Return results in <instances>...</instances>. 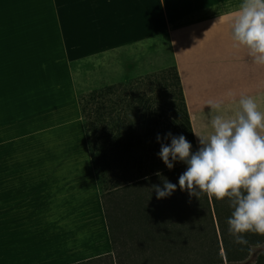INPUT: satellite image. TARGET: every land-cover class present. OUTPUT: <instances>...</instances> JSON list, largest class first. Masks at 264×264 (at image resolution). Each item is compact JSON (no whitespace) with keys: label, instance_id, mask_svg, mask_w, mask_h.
<instances>
[{"label":"crops","instance_id":"crops-1","mask_svg":"<svg viewBox=\"0 0 264 264\" xmlns=\"http://www.w3.org/2000/svg\"><path fill=\"white\" fill-rule=\"evenodd\" d=\"M241 3L0 0V147L9 144L0 148V264H104L84 262L107 255L116 264L77 97L103 76L145 72L136 54L155 34L176 68L196 151L242 97L264 112V66L236 47L228 23ZM13 130L17 141H7Z\"/></svg>","mask_w":264,"mask_h":264},{"label":"trees","instance_id":"trees-1","mask_svg":"<svg viewBox=\"0 0 264 264\" xmlns=\"http://www.w3.org/2000/svg\"><path fill=\"white\" fill-rule=\"evenodd\" d=\"M145 90L165 93L171 127L195 152L174 65L91 89L85 99L77 97L115 263L264 264V235L243 233L247 243L240 244L230 232L228 219L234 206L229 197L190 196L178 184L187 165L178 161L169 170L162 159L156 161L161 147L157 135L163 143L169 144V139H163L167 132L159 127L161 111ZM109 174H120L123 180L113 179L110 184ZM165 179L177 188L157 199L153 185L163 188ZM120 235L132 250L124 258L116 251ZM96 260L113 264L110 255L84 263Z\"/></svg>","mask_w":264,"mask_h":264},{"label":"clouds","instance_id":"clouds-1","mask_svg":"<svg viewBox=\"0 0 264 264\" xmlns=\"http://www.w3.org/2000/svg\"><path fill=\"white\" fill-rule=\"evenodd\" d=\"M228 23L236 47L247 49L253 62L264 66V0H242ZM239 106L234 117L212 119V134L199 138L195 152L183 135L168 132L163 139L170 138L171 143L166 144L158 134L157 142L161 144L158 156L169 170L178 161L187 165L178 180L181 191L197 198L206 193L209 199H231L234 211L228 219L229 230L237 243L245 244L243 233L264 235V112L251 96L242 97ZM211 107L219 111L221 104ZM176 188L167 179L163 188L153 185L157 199L170 196Z\"/></svg>","mask_w":264,"mask_h":264},{"label":"rangeland","instance_id":"rangeland-1","mask_svg":"<svg viewBox=\"0 0 264 264\" xmlns=\"http://www.w3.org/2000/svg\"><path fill=\"white\" fill-rule=\"evenodd\" d=\"M155 41H154V39ZM136 62L138 65H143L142 69H144L145 72L143 73H136L135 75H144L147 73H152V72H157L158 70L164 68V67H168L171 64L170 62V57H169V52L168 49L166 48L165 45V40L164 38L159 35V34H155L152 37V43L151 46L149 48V50H142V49H138L137 54H136ZM127 67V66H126ZM126 67L122 68V66L120 65L119 70H121L119 72V76H121L123 74V71L126 70ZM141 70V68H140ZM103 81L100 80H94L91 81L92 86L94 87H87L86 89H81L80 93H78V95L82 98L85 99V95L87 94V92L90 89H94V88H99L102 87L104 85L107 84H113L119 81H122L119 79H108L107 77L103 76ZM125 80V79H124ZM144 93H147L148 95H150L153 99H154V103L155 105L158 107V110L161 111V125L159 126L161 131H165V132H171L174 136L178 135V132L176 129L172 128L170 123H169V119L172 116L171 111H170V105L168 103V98L166 97L165 93H163V91H159V92H153L151 90H145L143 91ZM8 138L7 141L10 140V142H16L18 139V130L15 131L13 130L12 132H8ZM168 143H171V139L169 138ZM6 145H1L0 148L6 146ZM200 146V145H199ZM8 149H9V144H8ZM156 161L159 159V156H156ZM164 165V162L162 163ZM109 179H110V184L112 183L113 179H117V180H123V178L121 177L120 174L117 175H111L109 174ZM117 252L118 254L121 253L122 257L124 258L126 255L131 254V249H130V243L128 241L127 238H124L123 235H120V239L117 241ZM122 258L119 257V260H121Z\"/></svg>","mask_w":264,"mask_h":264}]
</instances>
